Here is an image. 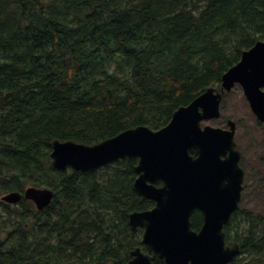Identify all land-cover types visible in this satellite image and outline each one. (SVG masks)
<instances>
[{"label": "trees", "instance_id": "16d2710c", "mask_svg": "<svg viewBox=\"0 0 264 264\" xmlns=\"http://www.w3.org/2000/svg\"><path fill=\"white\" fill-rule=\"evenodd\" d=\"M258 41L264 0H0V198L54 193L43 211L0 202V264H127L142 236L129 215L154 205L137 160L60 173L51 142L159 130ZM225 231L231 264H264L261 215L238 210Z\"/></svg>", "mask_w": 264, "mask_h": 264}, {"label": "water", "instance_id": "95a60500", "mask_svg": "<svg viewBox=\"0 0 264 264\" xmlns=\"http://www.w3.org/2000/svg\"><path fill=\"white\" fill-rule=\"evenodd\" d=\"M235 84L242 87L252 113L264 126L263 41L244 51L240 61L223 74L219 92L208 88L178 108L160 130L137 126L93 146L51 142L49 158L58 172H94L137 159L135 192L154 207L129 215L132 230H143L140 244L147 254L137 248L127 264H228L239 254L237 244L225 246L223 232L243 190L235 125L229 121L228 130L201 126L202 121L219 118L222 93ZM22 198L41 211L50 205L53 192L28 187L23 194L4 195L1 201L15 205ZM195 211L203 215L198 232L191 229Z\"/></svg>", "mask_w": 264, "mask_h": 264}, {"label": "rangeland", "instance_id": "374dc122", "mask_svg": "<svg viewBox=\"0 0 264 264\" xmlns=\"http://www.w3.org/2000/svg\"><path fill=\"white\" fill-rule=\"evenodd\" d=\"M221 107L220 118L203 122V124L227 128L228 119L236 123L235 141L242 152L241 166L245 172L244 191L238 209L252 215L259 214L264 218L263 125L251 113L238 84L230 92H225ZM235 229L244 233L248 230V224L243 221L242 225Z\"/></svg>", "mask_w": 264, "mask_h": 264}, {"label": "flooded vegetation", "instance_id": "af4514ba", "mask_svg": "<svg viewBox=\"0 0 264 264\" xmlns=\"http://www.w3.org/2000/svg\"><path fill=\"white\" fill-rule=\"evenodd\" d=\"M237 148H238V144H237ZM238 149H239V148H238ZM241 154H242V152H241ZM241 160H242V158H241ZM241 167H242V166H241ZM242 169H243V168H242ZM243 171H244V169H243ZM244 174H245V172H244ZM244 178H245V177H244ZM243 185H244V183H243ZM151 208H152V207H151ZM151 208H150V209H151ZM150 209H148V210H150ZM238 210H239V209H237V211H235V212H238ZM235 212H234V213H235ZM234 213L231 214V217H230L228 223H227L226 225H224V227H223V231H224V233L226 232L225 229H227V228L229 229V225L231 224V218H232V216L234 215ZM194 215H197V216L200 218V220H198L197 224H193V223H192V218H193ZM191 225H192L191 228L194 227V226L196 227V228H195V231H197V232H198V231L200 230V228L202 227V225H203V215H202L199 211H195V212L192 214V216H191ZM232 233H233V232H232ZM226 243H227V242H226ZM227 245H228V244H227ZM232 245H233V244L228 245V246H232ZM157 263H159V264H163L162 262H155L154 264H157Z\"/></svg>", "mask_w": 264, "mask_h": 264}]
</instances>
